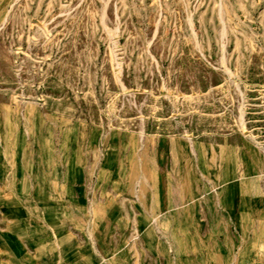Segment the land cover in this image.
<instances>
[{"label": "rangeland", "instance_id": "obj_1", "mask_svg": "<svg viewBox=\"0 0 264 264\" xmlns=\"http://www.w3.org/2000/svg\"><path fill=\"white\" fill-rule=\"evenodd\" d=\"M0 138L32 166L36 200L50 173L60 182L67 164L70 180L77 165L95 196L78 231L130 228L109 237L116 264H264V0H0ZM191 156L195 218L176 226L157 194L162 184L163 198L181 200ZM109 179L121 186L111 222ZM233 186L259 216L245 220L260 233L252 250L232 227L209 226Z\"/></svg>", "mask_w": 264, "mask_h": 264}, {"label": "crops", "instance_id": "obj_2", "mask_svg": "<svg viewBox=\"0 0 264 264\" xmlns=\"http://www.w3.org/2000/svg\"><path fill=\"white\" fill-rule=\"evenodd\" d=\"M210 149L211 147H208L203 150L207 162ZM215 151L217 152L216 149ZM192 162L193 157L191 156L184 167L186 173L183 172V181L186 185L181 200L178 191L173 193L174 196L170 200L163 198L165 188L162 184L157 194L160 193V197L157 196L156 205H161V212L169 213L170 219L176 226H179L180 218L187 219V224H189V220L195 218V203L192 199L193 184L188 179ZM71 164L76 169L74 178L64 179L67 164L60 182H57L54 173H50L49 178L45 180L46 184L43 185L42 196L46 200H36L32 166L26 164L25 169L23 168L24 165L20 168L17 141L11 140L8 145V143L4 144L3 138H0V264H116L113 257L117 249L114 240L109 239V237L114 236L115 233L129 235L130 228L126 224L117 229L112 226L97 228L88 226L85 232L83 230L78 231V221L83 218L82 208L84 204L95 202V196L86 190L83 183V172L78 169L76 164L72 162ZM208 165L211 169V181L215 184L220 181L216 178L217 173L220 175L218 156L217 166L210 164V162ZM170 166L171 170L175 169L172 163ZM20 169L25 170L26 178H20ZM213 170H215L214 173ZM228 172L231 173V171H227L224 175H227ZM107 182L109 184L106 185V199L104 200L109 205L104 217L109 222L120 217L114 207L116 194L114 188L121 186L119 182L112 179L107 180ZM233 187L235 194L229 198L222 196L217 202L218 208L208 212L209 226L212 230L216 229L218 234L226 233L224 230L227 229V226L228 228L229 226L232 227L235 236L239 238L235 237L233 240L235 244H239L238 248L241 249L243 243H249L252 250V245L256 241L255 237L258 238L260 233L258 231L256 233L254 227L251 229L245 227V220H255L259 216H256L255 211L243 209L240 190L238 186ZM122 188L125 189V186ZM129 192L130 190H126V193L123 194L124 203H130V200H126V197H130ZM59 196H63L64 204H54L55 202H51V199L47 200ZM137 197L140 201V196ZM132 199L135 201L134 198ZM129 208L130 205L124 211L128 215H122L123 218L130 217ZM91 218H93L92 215ZM189 227L188 235L191 234ZM102 234L107 236L106 239L104 238L107 240L106 243L99 236ZM136 234L140 238L141 230ZM143 241L144 238L142 237L139 242L140 246L146 245ZM128 247H130V242H127L126 245L123 244L122 251L126 252ZM244 260L243 258H235L234 264H243ZM204 261L206 264H225L226 262L225 259L221 258L216 263H210L209 259ZM250 261L254 264L255 259H250ZM120 264H132V262L125 257ZM138 264H145V262L139 259Z\"/></svg>", "mask_w": 264, "mask_h": 264}]
</instances>
